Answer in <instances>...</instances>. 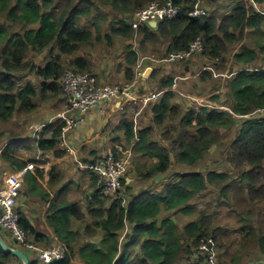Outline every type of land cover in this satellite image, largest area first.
<instances>
[{
    "label": "trees",
    "instance_id": "obj_1",
    "mask_svg": "<svg viewBox=\"0 0 264 264\" xmlns=\"http://www.w3.org/2000/svg\"><path fill=\"white\" fill-rule=\"evenodd\" d=\"M101 1L114 8L115 16L119 13L125 16L153 1L163 3L166 0ZM200 1L205 2L209 13L202 17H192L190 11ZM263 1L256 0L259 3ZM173 2L179 7L177 17L164 20L157 27L142 24L137 31L142 37V47H145V41L163 44L167 41V53L186 50L192 41L198 37L203 38L204 50L197 54L204 59V64L197 61L198 58L194 59L197 55L194 54L187 58L190 67L185 68V74L193 68L201 67V77L204 79L213 75V72L218 74L219 70L225 68L226 52L233 44L246 36L258 38L261 35L264 38V33L260 34L264 28V12L254 4L233 1L229 10L224 12L217 0ZM84 3L87 7L82 6ZM93 3L94 0H60L56 3L50 0H0L2 120L8 121L14 111L34 112L33 107L42 100L60 96L59 79L65 71L67 60H70L76 71H93L92 61L83 56L82 52H88L96 44L94 32L79 22L80 16L91 14ZM101 11L92 23L96 24L100 18H105ZM115 16L111 20L112 31L107 35L109 41H112L113 35L131 38L135 29L130 19ZM250 44L244 43L235 53L237 62L249 63L258 56ZM84 46L86 51L82 50ZM47 48L51 54L47 64L39 65L35 57L28 58L30 52L39 54ZM126 48L131 49L132 44L126 45ZM55 49L57 52H54ZM137 58V51L131 50L127 54V61L119 65L120 72L125 71L124 77L128 81L134 79L132 65ZM210 61L213 64L211 68L206 65ZM25 71H33L34 78L28 79L29 82L23 85ZM39 78L42 81L38 83ZM174 80L173 75H164L157 68L151 74V84L156 89L170 87ZM216 88L219 89L215 85L213 89ZM177 94L174 90H167L153 103V126L144 123L136 131L129 108L128 113L124 112L120 121V129H125L124 138L128 143L139 138L133 146L136 158L135 154L128 158L125 174L121 177L124 197L103 194L96 175L90 173V185L86 187L84 181L81 182L86 200V207H82L76 198H69L78 188L73 186L74 182L66 180L57 187L64 176H59L61 174L55 168L51 171L49 182L52 190L57 188L54 190L57 198L49 205L48 224L67 246L66 259L57 264H75L77 257L84 264H206L209 243H215L214 246L218 245L222 249L225 247V239L235 231L241 239L238 251L230 255L234 264H245L244 261L250 256L251 264H264V119H238L227 108L210 105L203 100L192 99L191 106L181 108L176 102ZM220 96L225 98L224 104L237 114H246L264 107V71L239 69L228 80L223 91L212 97L213 101L219 100ZM146 112H149V108ZM176 119H179V123ZM59 121L55 120L33 138L18 136L21 133L18 131L11 132L12 141L8 149L11 152L31 149L32 154L41 149L44 153L52 152L55 157L63 156L67 150L59 148L63 127ZM156 127L161 135L159 141L153 138ZM3 134L0 132V135ZM121 139L122 136H118L115 141ZM222 145L229 147L226 158L230 170L220 164L206 171L198 168L209 153L215 152ZM139 153L144 156L143 162L138 158ZM145 156L150 161L153 158L156 160H152L149 166ZM1 157L15 171L27 164L9 153H3ZM172 167L175 171L170 180L164 179L161 188L156 186L154 191L148 190V186L158 183ZM36 170L38 175L43 176L41 169ZM85 170L89 172V168ZM37 186L33 188L44 193ZM135 187L141 190L137 189L136 192L133 190ZM27 189L30 190V187ZM204 195L211 196L205 201L196 199ZM42 197L47 202L50 194L44 193ZM19 213L20 224L32 241L45 246L53 245L49 235L38 231L24 212L19 210ZM193 214L199 216L189 221L188 218L187 221L181 218ZM220 215L232 218L222 220ZM73 216L83 222L81 229L76 232L71 229L75 220ZM87 217L91 220H86ZM179 220L185 222L181 224ZM126 221L131 226L130 233L120 241ZM99 233L102 234L99 242H88V239L95 238ZM211 238L220 242H212ZM254 246H259L258 251L262 254L259 257L252 256ZM15 257L0 243V264H10ZM218 262L227 264L221 259ZM30 264L39 262L31 258Z\"/></svg>",
    "mask_w": 264,
    "mask_h": 264
},
{
    "label": "rangeland",
    "instance_id": "obj_2",
    "mask_svg": "<svg viewBox=\"0 0 264 264\" xmlns=\"http://www.w3.org/2000/svg\"><path fill=\"white\" fill-rule=\"evenodd\" d=\"M42 1V0H41ZM53 1L54 3L60 1V0H50ZM199 7H206L207 5L203 4L201 1L198 2L196 4ZM195 5V6H196ZM83 7H87V4H83ZM48 8V7H47ZM146 7L140 8L138 10H136L133 14L130 15H123L122 13L117 14V16H115V11L114 8L110 5V4H105L104 2H102L101 0H94V3L91 5V14L90 15H82L79 18V22L82 26H86L88 28H90L93 32H94V41L96 42V44L94 45V47L89 48L88 52H82L87 58H89L92 61L93 64V68H92V72L89 71H76L74 70L72 67V64L70 63V60H67L65 63L66 70H71L74 71L75 73H89L91 75H93L96 79V83L98 85H110V86H119L121 88L124 87H128V92L130 94V96L132 97H139V99L136 102H131V103H127L124 101L127 98V95L125 93H119L116 97H114L111 100H103L101 103L90 107L86 112H80L79 110L75 109V110H68L69 114H73L76 118H78L80 120V122L78 123V125H76L74 128L70 129L67 133L68 137L69 134L72 131H75V129H77V127L84 122L85 116L87 115V113H89L91 110L95 109L96 107L99 106H104V105H108V103L113 102L117 99H125L123 102H121L119 100V105H124V108L121 110L117 111V114H115L114 116H112L111 118L114 117V121H119L121 119V117L124 116V112H127V108H129V111L132 113L133 115V120L135 121V130H139L140 127H142V125L145 123V125H149L151 124L152 126L155 125V122L153 121V111H152V105L154 102H156L157 100L160 99V97L162 96V94L164 93V91L167 90H174L176 91V93H178V100H176L177 103H179L182 107H186V106H191V103L193 102L192 99L195 100H199L205 103H208L210 105H218L224 108H227L229 111H231L232 113H234V116L238 119H246V118H253L252 116H256L259 115L258 112L256 113L255 111H257L260 108H257L255 110H253V112H249L246 114H237L234 111H232L230 109V107H228V105L226 106V104H224L225 98L223 96H220L221 98L217 101H213L214 99L212 98L214 95L218 94L219 92L223 91V89L225 88V86L227 85V80L228 77L231 76L233 70L235 69V67H237L239 64L237 63V61L235 60V52H237L238 49H240L242 47V45L244 43H252L255 44L253 42L252 37H245L242 41L238 42L237 44H233L229 50H227L226 52V62H225V68L219 70L218 74L216 72H213V75H209L208 77H206V79L201 77V72H202V68L196 69L193 68V70L191 72H189L188 74H185V68L186 67H190V60H188L187 58H190L191 56H193L194 54H197L196 52L191 53L189 56H186L184 58H178L177 57H182L181 55H175L172 56L173 54H183L186 53L188 51H190V49H186V50H182V51H172L167 53L166 49L168 46L167 41H165V43H158V41H151V42H147L145 41V47H142L141 45V40L142 37L140 34H138L137 29L139 28L140 25L142 24H148L151 25L153 27H157L158 24L160 22L156 21L157 25H152L150 20H145L144 22L139 23L138 21L141 20L140 17L137 16V13L139 11H141L142 9H144ZM102 10V11H101ZM105 16L104 19H99L98 22L92 23L91 21H93L95 19V17L97 16V13L100 12ZM137 12V13H136ZM136 13V14H135ZM115 17H127L130 19L131 23L133 24V22H136L134 26H132L135 29V34L128 39L123 38L122 36H117V35H113L112 36V41L110 42L107 35H109V33L112 31L111 30V22L113 21ZM112 20V21H111ZM138 20V21H137ZM164 21V20H163ZM155 22V21H154ZM97 25V26H96ZM33 26V25H30ZM37 26V25H36ZM100 26V27H98ZM98 32H100V34H97ZM99 36V38H98ZM262 37V36H261ZM264 40V38H262ZM163 42V41H161ZM128 44H132V48L127 50L126 45ZM0 50H1V45H0ZM83 51H86V47L84 46L82 48ZM131 50H136L138 53V58L137 61L132 65V67L134 68V72H135V76L134 79L131 81H128L125 79L124 77V73L125 71H121L119 70V65H123L126 61H127V54L129 51ZM41 56H44V59L42 62H44V65L47 64L49 62V54L47 51H43L42 53H39ZM37 53L34 52H30L28 58L30 59L31 57H37ZM198 58V59H197ZM187 59V60H185ZM194 59H197V61H199L200 63L204 64V59L200 56V54H197ZM191 59V60H194ZM181 60L180 62L175 63L176 61ZM185 60V61H183ZM222 64V63H221ZM232 64L233 67H232ZM244 64V62H243ZM247 64V63H245ZM42 65V64H40ZM206 65H208L210 68L213 66L212 62H208ZM1 67V66H0ZM151 67L152 71L150 73L149 76H146V70ZM75 69L77 67H74ZM157 68L159 70V72H161L164 75H173L175 77V82L172 84V86L167 87V88H154L152 87L151 84V74L153 73L154 69ZM64 71V73H65ZM102 73V75L99 74ZM64 73L62 74V76L64 75ZM24 79H23V85L27 82H29V78L33 77V71H25L24 73ZM59 79V87L61 88V94L60 96H56L51 100H42L40 103H38L36 106L33 107L34 112L31 113H17L16 111H14L13 115L10 116L8 121H4L0 118V132H3L4 134L1 135L3 136V138L5 137L8 138V136H10L11 132L13 131H18L20 132L21 130L27 129V130H33L32 129V122H33V118L38 117L40 115H45V114H49V118L51 117L50 120H54L55 117H57V115L59 114V112L61 111H65L67 110V106H68V102L69 99L67 100V97L65 95V91L64 88L61 86L60 81L61 78ZM41 82V79L38 81V83ZM37 83V84H38ZM215 85L218 86L219 89L215 90L213 88H215ZM37 86V85H36ZM195 87V92H194V88ZM163 91L159 94V96L157 98H152L153 95L155 93H158V91ZM199 92H201L202 94H198ZM144 96H149L151 97V99L147 102H145L144 100H142V97ZM194 102H197L195 101ZM215 102V103H214ZM224 104V105H221ZM54 105V110L51 109V106ZM149 108V112H146V109ZM98 109V108H97ZM261 112V111H260ZM33 113H37L36 116H32ZM110 118V119H111ZM82 119V120H81ZM61 123V121H59ZM109 122V120H108ZM176 122L179 123V119H176ZM97 124H99L98 122H95L94 124V130H99L98 126H96ZM115 125V124H114ZM36 125L34 124V127ZM38 127H41L40 125ZM105 128V127H104ZM161 128V127H160ZM36 129V128H35ZM38 131V129H36ZM116 129H114L112 132L115 133V135H122V139L118 142H113V145L111 142L105 143V141L102 139V141L100 142L99 139L96 140L95 142V147L98 148L97 153L95 155L94 158L97 160H101L104 157H106V155L108 154V152H113L115 157H118L120 160H123L125 162V166L128 165V158H131V156H133V154H135V158H136V152L133 151V146L134 144L139 141V138L136 137L134 138V140L131 143H128L127 140L124 138V133L125 129H121V132H114ZM157 131H154L153 134V138L154 140L157 139V141H159V129L156 127ZM105 134H107L108 132L105 131ZM109 134V133H108ZM161 136V135H160ZM104 138L107 139V136L104 135ZM61 138L63 139L62 136L59 137V148H63L62 144H61ZM5 139L1 140L0 143L3 141L5 142ZM2 142V143H3ZM68 142V141H67ZM161 143H165L164 141H161ZM1 143V144H2ZM99 143H105L102 144L100 146ZM68 145L70 146V148L72 150L66 151L67 154L69 153H74V147H72L69 142ZM112 145V146H111ZM229 147H223L219 146L215 152L213 153H209L204 161L201 163V165L198 166V168L200 167L202 171H206V169H209L211 167H215L217 165H222V167L227 168L228 170L231 169L230 164L227 162V152H228ZM65 153V154H66ZM23 158L26 157V155H22ZM36 156V155H35ZM34 156V157H35ZM138 158L141 159V161L143 162L144 160V156H142L140 153L138 154ZM30 157V156H29ZM42 157V156H40ZM81 157V155H80ZM94 159H92L94 161ZM145 159L149 160V157L145 156ZM52 160V154H50L49 157L45 156L44 154V158H43V164L47 165L49 162H51ZM82 160V159H79ZM152 160H156L155 158L151 159V161L149 160V166L152 165ZM42 161H40L39 163H41ZM90 163H95V162H88V163H83V164H90ZM77 164V163H76ZM51 165H48V170L51 169ZM56 168H58V166H55V171ZM3 169L0 168V173L3 172L4 170H6V168L2 171ZM91 170L97 177V183H98V175L95 171ZM199 170V169H198ZM175 168L172 167V170L169 171L168 174H163V176L159 179L158 183H154L153 185L148 186V190L150 191H154L155 187L157 186V188H161L162 184L165 182L164 179L166 180H170L172 178V174L174 173ZM66 176L67 175H71L72 178H70L69 180L74 181V184L78 187L75 192L69 196V198L73 199L76 198L78 203L81 204L82 207H86V200L83 194V190L81 189V185H77L78 181H80V177H78L77 179L73 180V176H78V172L74 171V172H65L63 173ZM2 176V173H1ZM74 177V178H75ZM137 185L139 184L138 182H136ZM135 183V184H136ZM42 191L47 194V193H52L53 190L50 186V182L48 183L47 187L45 186H41ZM123 188V186H122ZM137 189H139V187H135V189H133L134 191H138ZM22 190V189H21ZM40 190V189H39ZM141 190V188L139 189ZM29 192L27 187H26V192ZM123 192V191H122ZM44 193H39L40 196H42ZM215 194H217L215 192ZM215 194H211L216 196ZM20 195H21V191H20ZM211 195H204L202 197H198L196 198L197 200L201 201H205L207 199H209V197ZM56 197V194H55ZM43 200V199H42ZM45 202V203H44ZM49 202V201H48ZM48 202L44 201L41 202V204L44 205V208L41 209L43 213H49L48 210ZM86 210V208H85ZM199 216V214L195 215L193 214V216H183L181 217L182 219H186L185 221H188L192 218V219H196V217ZM233 216H235V213L233 214ZM89 217V216H88ZM86 218V220L90 221L91 218ZM163 217V215L161 216ZM220 218L222 220H226L227 218H232V216H224V215H220ZM40 221H44L43 219H39ZM183 221V222H185ZM127 222V221H126ZM179 223L183 224V222L181 220L178 221ZM45 223V221H44ZM83 222L82 220L79 218L76 219V221L72 224V229L76 232L77 229H81ZM45 226H47V223H45ZM130 229L131 226L129 225V223L127 222V224L125 225V232L122 233L121 237L119 238L120 241L124 239V237H126L127 233H130ZM48 232L52 233V230L48 229ZM30 236V235H29ZM31 238V237H30ZM97 238H101L100 236H97L95 238H91L88 239V242H94L96 241ZM240 234L235 231L232 235H230L229 238L225 239V247H223L222 249H220L217 246H214L215 243L210 242L209 245L207 246V252H206V259H205V263L206 264H219L218 261H220V259L222 261H225L227 264H234L233 262V258L230 257V255L237 250L238 251V242L240 241ZM207 241H209L207 239ZM211 241H215L211 238ZM83 242V241H82ZM99 242V241H98ZM220 241L218 240L217 243H219ZM228 242H231L230 245H228ZM17 244V243H16ZM42 245V244H40ZM45 246V245H42ZM80 246V245H79ZM23 250H25L27 253H29L26 247L24 246H20ZM139 249V248H138ZM257 249V250H256ZM259 246H254V252L252 253L253 257H257L258 255H262L260 254V252L258 251ZM137 252V251H136ZM208 254V255H207ZM212 256H214V258H211ZM258 256V257H259ZM250 257H247V261H244L245 264H251L250 262ZM208 261V262H207ZM75 264H84L83 262H81V258L79 259L77 257V259L75 260Z\"/></svg>",
    "mask_w": 264,
    "mask_h": 264
},
{
    "label": "built area",
    "instance_id": "obj_3",
    "mask_svg": "<svg viewBox=\"0 0 264 264\" xmlns=\"http://www.w3.org/2000/svg\"><path fill=\"white\" fill-rule=\"evenodd\" d=\"M178 14L179 7L175 5L173 0H166L163 3L153 1L146 6V8L137 13V16L141 19L137 21L139 23L144 22L145 20L162 22L163 20L174 19ZM207 14V8L202 6L199 7L197 5L190 11L192 17H202ZM135 23L136 22H133L132 25L134 26ZM189 49L190 51L186 53L173 54L172 56L181 55L182 57L176 58L178 59L189 56L193 52H202L204 50L203 38L198 37L192 41ZM60 84L64 88L67 100L69 99L67 106L68 109L59 112L54 121L58 119L63 123L61 133L63 139L61 138V144L63 148L68 151L72 149L67 142V133L80 122V120L73 114H69L68 110L77 109L80 112H86L90 107L101 103L103 100H111L119 93H125L127 95L124 103L136 102L139 99V97L130 96L128 87L121 88L119 86L98 85L95 77L89 73H75L74 71L66 70L61 78ZM161 92L163 91H158V93H155L152 98H157ZM150 99L151 97L149 96L142 97V100L145 102ZM123 108L124 105L121 106V109ZM255 112H258L259 115L252 117L264 119V107ZM39 128L40 127H37L36 129L39 130ZM5 146L6 143L0 145V153L4 150ZM38 160H43V158L38 156ZM39 164V162L32 161L27 165L24 171L28 169L33 170ZM82 165L97 173L98 184L100 185L103 194L113 195L114 197H124L121 177L125 174L127 166H125L123 160L115 157L113 152H108L106 157L95 161V163H82ZM2 180L4 184L0 187V229L8 230L18 246H24L29 251L33 252L36 255L39 264H57L58 262L65 260L67 257V246L65 244L59 243L50 246H42L32 241L27 231L21 226V215L17 209V200L20 196L22 187L21 174L4 170L2 172ZM202 245L206 247L204 243ZM211 258H214V256ZM13 264L19 263L15 261Z\"/></svg>",
    "mask_w": 264,
    "mask_h": 264
},
{
    "label": "crops",
    "instance_id": "obj_4",
    "mask_svg": "<svg viewBox=\"0 0 264 264\" xmlns=\"http://www.w3.org/2000/svg\"><path fill=\"white\" fill-rule=\"evenodd\" d=\"M217 1H218V4L222 7V10L224 12L229 10V8L234 3L233 1H236V2L243 1L248 5L254 4L258 10L264 12V1L261 3L256 2V0H217ZM201 2L203 4H205V2H203V1H201ZM206 7H208V6H206ZM263 33H264V28L260 34H263ZM252 39H253V41H257V42L255 44L251 43L250 46H252V48H254L256 50V52L258 53V56L252 62H249L247 64L237 62L239 65L237 67H235L231 76L228 77V80H230L237 73V71L239 69H246L247 71H250V72L264 71V40L261 38V35L258 38L252 37ZM49 50L50 49L47 48L44 51L48 52V54H49L48 56L50 59L51 54H50ZM238 51L239 50H237V52ZM54 52H57V49H55ZM234 57H235V55H234ZM43 59H44V56L43 55L41 56L40 54H38L36 57V60L38 61L39 65L40 64L44 65V62H42ZM235 60H236V58H235ZM233 65L234 64H232V67H233ZM99 74L102 75V73H100V72H99ZM31 78H34V77H30L29 79H31ZM40 79L41 78H39V80ZM228 80H227V82H228ZM41 81H42V79H41ZM119 100L121 102H123L125 99H117L113 102L108 103V105L96 107L95 109H93L89 113H87V115L85 116L84 122H82L77 127V129H75V131H72L68 137L69 144L75 148L74 153H69V154L66 153L61 157H55L52 152H45L44 153L41 149L40 150L37 149V151H35L33 154H32L33 150H31V149H21L20 150L21 152H16V151L11 152L8 149V147L12 141V138H11L12 134L10 136H8V138H6V139H5L6 136L3 138V136L0 135V141L5 139V142H3V141L2 142L6 143L4 150L0 153V168H2V169L6 168V170L18 172L21 174V178H22V187H21L22 190H21V195L18 197V200H17V209L21 210L22 212H24L27 215V217L30 219L31 223L37 228L38 231H40L46 235H49L53 244L62 243V244L66 245V243L63 240H61L54 233L53 229L49 226V224H48L49 222H48V218H47L48 211L45 214L41 210L44 208V205L41 204V202H43L44 199L42 196H40V194H39L40 191L37 190V188H33V187L37 184H38L37 187H39V186L41 187L42 185L47 187V185L51 179V171L55 168V166H58V168H56V172L58 174H61L59 176H64L63 179H65V180L62 179V182H60V184L57 187L63 185V183L66 180H69L70 178H72V176L70 174L67 176L65 174H63L67 171L68 172H74V171L78 172V176H76V177L73 176V180L80 177V181H78L77 185L78 184L81 185L82 181H84V185L86 187L90 185V180L92 179L91 174L94 175V173L90 170H88L89 172H87L85 170V169H87V167L82 165V163L91 162V160L95 156L96 153H94V152L98 150V148L95 147V142L97 139H99L100 142L103 139L105 141V143L111 142L113 145V142H116L115 139L118 136H122V135H115V133L112 132L114 129H116L114 132H121V129H120L121 119L119 121H117V123H116V121H114V117L111 118L112 116L117 114L118 110H121V105H119V103H118ZM259 108H262V107H259ZM51 109L54 110V108H52V106H51ZM36 115H37V113L32 114L33 117ZM50 119H51V117L49 118L48 113L45 115H40L38 117L33 118L32 126H31L33 130H27V129L21 130L20 131L21 133L18 136H22L23 138H27V137L33 138L35 135H39V133L41 132V130L43 128L47 127L48 125H50L54 122V120H50ZM108 120H109V122H108ZM95 122L99 123L96 125V126H98L99 130L98 129L94 130ZM34 124L36 125L35 127H34ZM39 125L41 127L37 131L35 128H37ZM104 130L107 131L109 134L108 133L105 134ZM122 134H124V133H122ZM104 135L107 136V139L103 137ZM1 143H0V145L3 144V143L2 144ZM105 143H99V144L101 146L102 144H105ZM3 153H9L10 155H13L17 159L26 161V163H27L26 166H24V168H21V169H18L17 171H15L11 165L4 162L3 158L1 157V154H3ZM44 154L47 157H49L50 154H52V160L47 165H44L42 160H38V156H42V158H44ZM22 155H26V157L23 158ZM80 155H81V157H80ZM79 159H82V160H79ZM32 161L33 162L34 161L35 162L42 161V162L37 167H35V169H33V170L28 169V170L24 171L25 168L27 167V165ZM49 164H52L50 170L47 169ZM38 168L42 170L43 176L38 175L37 170H36ZM3 184L4 183H3L2 176L0 173V187ZM74 185L75 184H73V186ZM26 187H28V188L30 187V190H28L29 192H27V193H25ZM56 189L57 188L54 187V190H56ZM54 190L52 193H49L50 197L47 200V202L49 201L48 202V209H49L50 203L52 201H54L55 198H57V197H55L56 193ZM40 218L43 219L45 221V223H47V226H45L44 221L42 222L39 220ZM75 218L76 217H74V216L72 217L73 220ZM74 221H76V219ZM74 221L72 222V224L74 223ZM38 223H40V225H38ZM48 229L52 230V233L48 232L47 231ZM71 229H72V226H71ZM0 236L6 245H8L12 248H18L19 247L22 252L26 253L29 256L30 261H31V258L37 260L36 255L33 252L27 250L29 252V253H27L25 250H23L20 246H18L16 244L15 240L13 239V236L11 235V233L8 230H6V229L0 230ZM97 236L101 237L102 234L99 233ZM100 239L97 238L96 241L98 242V241H100ZM15 261L18 262L19 264H23L22 260L18 256H16L11 261L10 264H13V262H15Z\"/></svg>",
    "mask_w": 264,
    "mask_h": 264
},
{
    "label": "water",
    "instance_id": "obj_5",
    "mask_svg": "<svg viewBox=\"0 0 264 264\" xmlns=\"http://www.w3.org/2000/svg\"><path fill=\"white\" fill-rule=\"evenodd\" d=\"M151 24L154 25V26L157 25L156 22H154V21L151 22ZM151 71H152V68L149 67V68L146 70L145 75H146V76H149L150 73H151ZM0 243H1V245L3 246V248H4L6 251H8V252H12L14 255H16V256H18L20 259H22V260H23V264H30V258H29V256H28L26 253L22 252L20 249L12 248V247L6 245L5 242L1 239V236H0Z\"/></svg>",
    "mask_w": 264,
    "mask_h": 264
},
{
    "label": "clouds",
    "instance_id": "obj_6",
    "mask_svg": "<svg viewBox=\"0 0 264 264\" xmlns=\"http://www.w3.org/2000/svg\"><path fill=\"white\" fill-rule=\"evenodd\" d=\"M208 13H209V9H208ZM165 92V91H164Z\"/></svg>",
    "mask_w": 264,
    "mask_h": 264
}]
</instances>
